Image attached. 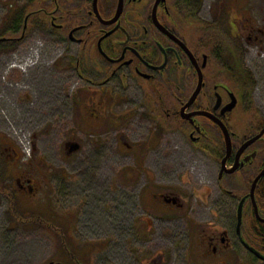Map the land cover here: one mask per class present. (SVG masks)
Here are the masks:
<instances>
[{
  "label": "flooded vegetation",
  "instance_id": "obj_1",
  "mask_svg": "<svg viewBox=\"0 0 264 264\" xmlns=\"http://www.w3.org/2000/svg\"><path fill=\"white\" fill-rule=\"evenodd\" d=\"M35 33L73 50L76 92L89 93L87 103L107 89L130 109L116 130L103 129L96 114L87 117L88 128L77 127L100 145L99 158L116 145V177L128 189L148 178L151 201L139 203L162 215L163 231L176 235L185 227L187 249L166 245L152 263L264 264V0H0V59ZM116 81L141 99L134 104L113 88ZM143 123L151 134L141 139ZM153 134L158 142L150 148ZM2 135L0 198L34 194L33 169L22 172L19 147ZM176 135L192 150L185 163L161 153ZM67 143L80 145L75 154L87 149L78 138ZM179 173H196L202 184L182 180L190 191L180 192ZM176 253H186L185 261L178 263Z\"/></svg>",
  "mask_w": 264,
  "mask_h": 264
},
{
  "label": "rangeland",
  "instance_id": "obj_2",
  "mask_svg": "<svg viewBox=\"0 0 264 264\" xmlns=\"http://www.w3.org/2000/svg\"><path fill=\"white\" fill-rule=\"evenodd\" d=\"M30 49L37 50L39 63L27 70L14 68L31 54ZM70 49L49 35L35 33L29 43L0 59V133L17 144L23 158L19 136L30 137L31 159L20 169L24 172L31 166V176L36 179L34 194L19 190L14 199L0 198V264H149L161 249L169 251L176 245L179 251L186 250L189 238L180 232L185 227L177 226L176 235L163 231L167 227L159 220L162 215L139 203L151 201L148 178H142L138 188L128 189L122 178L116 177L122 169L118 160L122 154H116V145L103 148L99 158L95 150L100 145L92 144V136L82 133L81 125L77 127L81 122L84 129L88 128L92 122L87 117L96 114L103 129L113 131L131 111L107 89L99 91L94 105L87 103L92 99L89 93L76 92L79 79L72 69L74 52ZM113 88L134 104L141 99L128 84L116 81ZM114 107L124 110L118 113ZM150 134L143 123L139 137ZM75 138L87 149L69 158L65 144ZM157 138L156 134L150 137V148L155 147ZM170 139H175L174 143L164 142L163 155L175 153L179 163L193 158L190 145L181 135L168 136L167 141ZM150 152L154 158L160 154ZM178 175L176 190L180 192L190 191L182 180L199 182L201 178L196 173L192 177ZM210 178L213 180L214 174ZM7 179L10 183V177ZM134 182L130 176L129 185ZM184 259L186 253L175 254L178 263Z\"/></svg>",
  "mask_w": 264,
  "mask_h": 264
},
{
  "label": "water",
  "instance_id": "obj_3",
  "mask_svg": "<svg viewBox=\"0 0 264 264\" xmlns=\"http://www.w3.org/2000/svg\"><path fill=\"white\" fill-rule=\"evenodd\" d=\"M200 88H201V87L198 88V90L196 91V93H195V95L193 96L192 99H194V98L196 97L197 93L200 91ZM233 106H234V104H231V105L228 107V109H232ZM67 148H70V150H69V154H73L74 152H77V151L80 149V145L77 144V143H74V144H67ZM50 264H54V263H50Z\"/></svg>",
  "mask_w": 264,
  "mask_h": 264
},
{
  "label": "bare ground",
  "instance_id": "obj_4",
  "mask_svg": "<svg viewBox=\"0 0 264 264\" xmlns=\"http://www.w3.org/2000/svg\"><path fill=\"white\" fill-rule=\"evenodd\" d=\"M14 62H15V61H14ZM33 65L35 66L36 64H35V63L32 64V63L29 62L26 66H27V67H30V66H33ZM26 66H25V68H26ZM23 67H24V66H23ZM25 70H27V68H26ZM10 71H11V70H10Z\"/></svg>",
  "mask_w": 264,
  "mask_h": 264
}]
</instances>
